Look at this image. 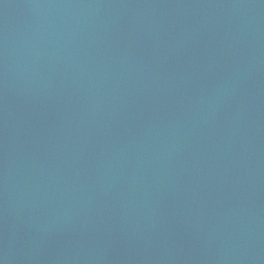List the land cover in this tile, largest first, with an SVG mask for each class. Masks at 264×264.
Masks as SVG:
<instances>
[{"label": "water", "instance_id": "obj_1", "mask_svg": "<svg viewBox=\"0 0 264 264\" xmlns=\"http://www.w3.org/2000/svg\"><path fill=\"white\" fill-rule=\"evenodd\" d=\"M0 264H264V0H0Z\"/></svg>", "mask_w": 264, "mask_h": 264}]
</instances>
